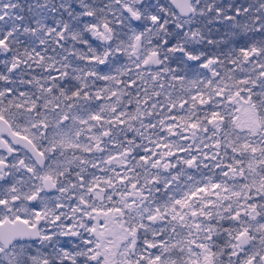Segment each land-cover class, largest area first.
I'll use <instances>...</instances> for the list:
<instances>
[{
	"label": "snow or ice",
	"instance_id": "6c2138e0",
	"mask_svg": "<svg viewBox=\"0 0 264 264\" xmlns=\"http://www.w3.org/2000/svg\"><path fill=\"white\" fill-rule=\"evenodd\" d=\"M0 264H264V0H0Z\"/></svg>",
	"mask_w": 264,
	"mask_h": 264
}]
</instances>
